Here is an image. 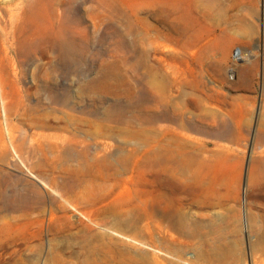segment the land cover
<instances>
[{
  "label": "rangeland",
  "instance_id": "obj_1",
  "mask_svg": "<svg viewBox=\"0 0 264 264\" xmlns=\"http://www.w3.org/2000/svg\"><path fill=\"white\" fill-rule=\"evenodd\" d=\"M3 50L0 206L35 211H0V264H188L146 212L173 186L197 216L219 180L239 212L224 264H252L264 0H0Z\"/></svg>",
  "mask_w": 264,
  "mask_h": 264
},
{
  "label": "bare ground",
  "instance_id": "obj_2",
  "mask_svg": "<svg viewBox=\"0 0 264 264\" xmlns=\"http://www.w3.org/2000/svg\"><path fill=\"white\" fill-rule=\"evenodd\" d=\"M3 55H4L3 57H0V78H1V74L4 71L3 70L4 67H7V70L11 73V75L15 77L16 73L12 67V64L10 65L8 63V57H7V53L5 50H3ZM4 61L7 62V65L3 63ZM4 95H5V92L0 87V101L1 102L4 99ZM21 103L23 105L22 101ZM36 106L38 108L40 107V104L38 101L36 103ZM259 141H260V138H258V141H256V143L254 144V149L256 150L257 148H259L260 150L259 152L255 153L258 157L252 160L251 166L249 168L248 179H247V194H246L247 199L250 202H255L254 203L255 205H256V201H258L260 197H262V199L264 198L263 197V194H264V146L261 145V142ZM190 161H191V158L187 159L186 162L190 164ZM198 163L199 162H197L196 164ZM221 184L222 183L219 180V182H213L212 184H208V186L204 190L205 192L203 191L200 193L196 190L192 191L193 193H191L192 199H191L190 206H194L197 210H199V212H201L197 216L191 215L192 213L188 214L184 212L183 210L184 207L182 208V200L180 199V197H178L180 192L179 190L174 189L173 186L170 187L169 189L165 188L163 190V193L161 194V197L163 198L162 199L163 202H162L161 207L159 208L160 210H157V209L155 210V208L154 209L152 208L150 211L146 212V216L148 218L157 216L161 220L163 224L162 226H164L163 228L169 229L173 231L176 235L182 236L184 238L181 241L177 237L172 236L170 234L171 237H169V239L163 240L164 248L167 249V251L177 253V252L183 251L186 248H191L194 250L195 256L194 258L192 257L191 259L187 260L188 264H224L228 258L227 249H228L229 243L227 242L225 236L228 233L227 229L229 227H231L234 230V232L237 229L239 212L235 207H229V205L227 204V201L224 200L223 195L219 191L221 190ZM233 199L234 201H236L237 196L235 195ZM40 202H42L41 199H40ZM168 202H170V204H168ZM172 203L173 205L171 207ZM259 206L264 209V204L259 205ZM33 210L34 209L32 208L15 209L12 207L11 208L6 207L4 205L0 206L1 212H11V213L20 212L22 214L24 213L28 214L29 212ZM161 230L162 229H160V231ZM248 232L253 235V240L248 245L250 251L252 252V260H253L252 264H264V216H258L256 221L253 217H249ZM235 242H236V238L233 241V243L235 244ZM57 245L55 246L57 247ZM53 249L55 250V247ZM35 252L39 255L42 254L44 252L43 244L41 243L37 244L35 246ZM256 254H257V257H256ZM171 256H174L178 261H185L182 258V255L172 253ZM10 264H36V263L31 262L29 260V257L26 256L25 258L20 259L18 262H13ZM45 264H49V263H45Z\"/></svg>",
  "mask_w": 264,
  "mask_h": 264
}]
</instances>
